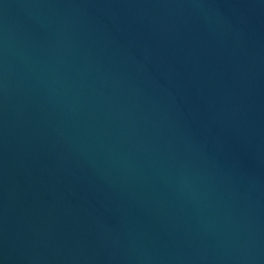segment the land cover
<instances>
[{
	"label": "water",
	"instance_id": "obj_1",
	"mask_svg": "<svg viewBox=\"0 0 264 264\" xmlns=\"http://www.w3.org/2000/svg\"><path fill=\"white\" fill-rule=\"evenodd\" d=\"M0 264H264V0H0Z\"/></svg>",
	"mask_w": 264,
	"mask_h": 264
}]
</instances>
